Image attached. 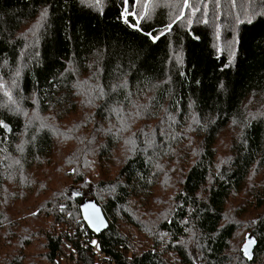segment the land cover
I'll return each instance as SVG.
<instances>
[{
    "label": "trees",
    "instance_id": "16d2710c",
    "mask_svg": "<svg viewBox=\"0 0 264 264\" xmlns=\"http://www.w3.org/2000/svg\"><path fill=\"white\" fill-rule=\"evenodd\" d=\"M131 2L0 0V264H264V0Z\"/></svg>",
    "mask_w": 264,
    "mask_h": 264
},
{
    "label": "snow or ice",
    "instance_id": "6c2138e0",
    "mask_svg": "<svg viewBox=\"0 0 264 264\" xmlns=\"http://www.w3.org/2000/svg\"><path fill=\"white\" fill-rule=\"evenodd\" d=\"M137 2H138V0H137ZM96 3L99 4L100 0H96ZM124 4L126 5L125 10H124V22L127 24L129 22L128 21V15H132L134 18H136V24L135 25H130V26L136 27L137 30H139L140 20H146V19H148L150 17L149 5L147 3H145L143 5L144 12L138 14L137 12L131 10L132 9L131 0H124ZM185 6H187V0H185ZM46 16H47V10H45L44 12L41 13V18H40L41 22H43V20L45 19ZM34 27L38 28V27H40V24L38 23ZM168 28L169 29L171 28L170 24L168 25ZM148 35H151V34H148ZM153 39L154 40L158 39V37H153ZM5 94L8 96V103L9 104H14L15 101L12 99L11 94L7 93V92ZM5 106H7V105H5ZM12 110H16V109H12ZM25 115H27V114L25 113ZM137 115H139V113H137ZM0 127L7 128V125L4 124L3 121H0ZM8 130L11 131L10 128ZM109 131H111V130H109ZM17 147H18V150L23 152V146L22 145H18ZM14 163L15 164H19L20 161L19 160H15ZM89 207H93L94 208L93 205H90ZM95 211L97 213L96 220L98 222L97 226H96V230L99 231V228H100V226H102L103 222L99 220V216H98L99 210L95 209ZM89 222L92 223V220H90ZM245 239H246V243L244 244L242 251H243L244 256L247 259L251 260L253 258V247L256 244V240H255V238L250 237V236L246 237ZM93 243H95V242H93Z\"/></svg>",
    "mask_w": 264,
    "mask_h": 264
},
{
    "label": "water",
    "instance_id": "95a60500",
    "mask_svg": "<svg viewBox=\"0 0 264 264\" xmlns=\"http://www.w3.org/2000/svg\"><path fill=\"white\" fill-rule=\"evenodd\" d=\"M90 205H93L94 208L89 207ZM79 209L81 210V219L83 223L86 224V226L88 227L87 229L91 231L95 236L99 237L100 234L103 233L104 230L107 229V227L109 226L108 222L106 221V219L102 214L103 212L101 208L98 207V205L94 202L92 198L82 200L79 204ZM95 209L99 210L98 212L99 220L103 222L102 226H100L99 228V231L96 230V226L98 222L96 220L97 213ZM90 220H92V223L89 222Z\"/></svg>",
    "mask_w": 264,
    "mask_h": 264
},
{
    "label": "rangeland",
    "instance_id": "374dc122",
    "mask_svg": "<svg viewBox=\"0 0 264 264\" xmlns=\"http://www.w3.org/2000/svg\"><path fill=\"white\" fill-rule=\"evenodd\" d=\"M260 99H263V97L261 96V95H252V97H250L248 100H247V102L244 104L245 106L243 107L244 109H243V111H241V112H244V113H249V112H251L252 110H254L255 108H259L261 105H260V103H261V101H260ZM231 126V127H230ZM229 127L230 128H227L226 130H225V132L223 133V136H224V139L226 138V137H230V138H236L237 137V135H238V133H237V127H234L233 125H230ZM233 128H235V129H233ZM263 179V178H262ZM261 179V180H262Z\"/></svg>",
    "mask_w": 264,
    "mask_h": 264
},
{
    "label": "built area",
    "instance_id": "2783aa9c",
    "mask_svg": "<svg viewBox=\"0 0 264 264\" xmlns=\"http://www.w3.org/2000/svg\"><path fill=\"white\" fill-rule=\"evenodd\" d=\"M94 242H95V241H94ZM91 246H92V250L95 251V253H96V257L98 258V260H100V261H104V259L106 258V260H110V262H111L112 264H115L114 261H113L112 259H110V257L106 256V255L102 252V250H100V248H99V246H98V244H97L96 242L93 243V241H91Z\"/></svg>",
    "mask_w": 264,
    "mask_h": 264
}]
</instances>
